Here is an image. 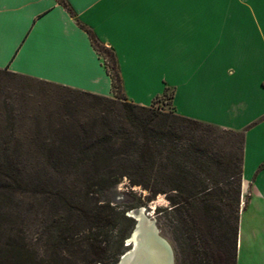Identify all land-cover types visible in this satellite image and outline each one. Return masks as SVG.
Listing matches in <instances>:
<instances>
[{
	"label": "crops",
	"instance_id": "1",
	"mask_svg": "<svg viewBox=\"0 0 264 264\" xmlns=\"http://www.w3.org/2000/svg\"><path fill=\"white\" fill-rule=\"evenodd\" d=\"M0 2V68L113 96L87 31L116 56L128 100L149 106L172 91L176 113L243 133L241 219L264 264V0ZM249 224V225H250Z\"/></svg>",
	"mask_w": 264,
	"mask_h": 264
},
{
	"label": "trees",
	"instance_id": "2",
	"mask_svg": "<svg viewBox=\"0 0 264 264\" xmlns=\"http://www.w3.org/2000/svg\"><path fill=\"white\" fill-rule=\"evenodd\" d=\"M57 1L73 14L66 0ZM78 23L103 58L112 80L113 96L64 86L91 99L88 114L83 120L60 118L59 126L49 122L42 128L38 122L34 146H25L15 130L0 131V264H59L35 256L23 238L12 232L13 207H23L31 197L26 183L31 175L49 179L81 176L87 194L126 180L129 187L147 192V203L165 195L179 222L173 235L174 248L177 254L180 249L183 251L186 264H236L243 133L230 130L240 136V143L236 150L227 153L206 136L219 127L182 116L173 106L165 110L154 105L159 97L171 100L172 91L168 88L149 106L128 100L114 51L103 45L91 29ZM3 70L17 74L0 68ZM67 104L70 108L77 105ZM61 133L65 138L58 139ZM85 219L90 229L101 223L89 215ZM90 240L93 239L89 234L78 246L84 242L92 248L94 243ZM102 254L92 252L76 259L59 255V262H115L106 261Z\"/></svg>",
	"mask_w": 264,
	"mask_h": 264
},
{
	"label": "rangeland",
	"instance_id": "3",
	"mask_svg": "<svg viewBox=\"0 0 264 264\" xmlns=\"http://www.w3.org/2000/svg\"><path fill=\"white\" fill-rule=\"evenodd\" d=\"M105 62L111 64L109 59H105ZM67 102L76 103L73 105L76 111L74 107L67 106ZM91 103L89 97L67 87L12 74L7 70L0 71V131L15 130L25 146H34L38 140L35 133L38 122L43 128L49 122L52 126H59L60 118L69 120L72 116L83 120ZM154 105L165 110L172 107L171 100L165 96L156 99ZM44 134L51 136L50 133ZM206 136L217 148L227 153L236 150V145L240 143L239 135L221 128L211 129ZM57 138L63 139L65 136L61 133ZM84 182L81 176L49 179L42 175H31L27 178L31 197L26 199L23 207H13L14 217L10 224L14 229L12 232L23 238L31 253L55 263L67 264L59 262V255L76 259L102 251L101 256L106 261H115L112 263L115 264L131 249L125 245V240L136 222L132 217H125L135 209L145 208L147 218L154 221L159 234L171 245L173 264H186L183 251L180 249L177 254L174 248L173 235L179 222L170 210L165 195H159L147 203V192L139 187H129L126 180L87 194L82 188ZM242 209L236 264H253L248 255L247 239L256 236L247 221L248 212L245 211L241 219ZM86 215L101 223L90 229ZM89 234L93 247H87L84 242L79 247L78 243Z\"/></svg>",
	"mask_w": 264,
	"mask_h": 264
},
{
	"label": "bare ground",
	"instance_id": "4",
	"mask_svg": "<svg viewBox=\"0 0 264 264\" xmlns=\"http://www.w3.org/2000/svg\"><path fill=\"white\" fill-rule=\"evenodd\" d=\"M142 209L132 211L137 218V226L134 227L132 236L134 244L115 264H170V252L166 242L160 237L155 239L153 221L147 218L146 211L142 214ZM156 241L161 243V246L155 244Z\"/></svg>",
	"mask_w": 264,
	"mask_h": 264
},
{
	"label": "water",
	"instance_id": "5",
	"mask_svg": "<svg viewBox=\"0 0 264 264\" xmlns=\"http://www.w3.org/2000/svg\"><path fill=\"white\" fill-rule=\"evenodd\" d=\"M144 211H146L145 208L142 209V214L144 213ZM146 215H148V213L146 212ZM129 217H132L135 221L137 220V218L133 215V213L131 212L130 214H128ZM153 224H154V221H153ZM137 226V223H135L134 227ZM154 228H155V232H154V236H155V239L156 237H160L161 239H163L167 246H168V249H169V252H170V258H169V261H170V264H173L174 263V254H173V249L171 247V245L167 242V240H165L163 237L159 236V231L157 230L155 224H154ZM134 229V228H133ZM133 233H134V230L131 231L130 235L126 238L125 240V245L128 247V248H131V246L134 244V239L132 238L133 236ZM158 246L160 244L161 246V243L157 242L156 243Z\"/></svg>",
	"mask_w": 264,
	"mask_h": 264
},
{
	"label": "snow or ice",
	"instance_id": "6",
	"mask_svg": "<svg viewBox=\"0 0 264 264\" xmlns=\"http://www.w3.org/2000/svg\"><path fill=\"white\" fill-rule=\"evenodd\" d=\"M0 2H3V0H0ZM0 21H2V17H0Z\"/></svg>",
	"mask_w": 264,
	"mask_h": 264
}]
</instances>
